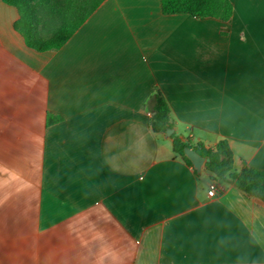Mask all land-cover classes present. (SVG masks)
I'll return each instance as SVG.
<instances>
[{
  "label": "crops",
  "instance_id": "crops-1",
  "mask_svg": "<svg viewBox=\"0 0 264 264\" xmlns=\"http://www.w3.org/2000/svg\"><path fill=\"white\" fill-rule=\"evenodd\" d=\"M231 1L222 35L160 0H104L40 51L0 0V264H264V202L152 128L159 89L184 141L264 170V0Z\"/></svg>",
  "mask_w": 264,
  "mask_h": 264
},
{
  "label": "trees",
  "instance_id": "trees-1",
  "mask_svg": "<svg viewBox=\"0 0 264 264\" xmlns=\"http://www.w3.org/2000/svg\"><path fill=\"white\" fill-rule=\"evenodd\" d=\"M17 7L19 18L15 28L24 36L28 46L40 51L60 49L86 21V19L104 2V0H63L65 12L62 15L64 25L57 31L55 24L45 23L44 28L54 29L56 32L50 40H41L37 32V14L33 5L39 10L53 16L57 12V0H4ZM161 10L165 14H190L198 19H214L222 23V35L229 33L228 24L231 22L234 5L231 0H160ZM150 104L155 112L152 118V128L156 132L166 133L173 128L171 108L162 92L157 89L150 98ZM174 149L181 154L188 163L193 164L186 155V148L192 147L210 160L204 167L224 181L235 183L240 189L252 197L260 198L264 202V170L244 165L240 171L233 170L234 154L227 140H220L215 149H208L203 144H192L190 139L184 141L175 132Z\"/></svg>",
  "mask_w": 264,
  "mask_h": 264
},
{
  "label": "rangeland",
  "instance_id": "rangeland-1",
  "mask_svg": "<svg viewBox=\"0 0 264 264\" xmlns=\"http://www.w3.org/2000/svg\"><path fill=\"white\" fill-rule=\"evenodd\" d=\"M57 3V12L50 17H48L47 13H45L44 11L39 10L38 6L33 5V7L36 9L37 19L39 20L37 21L38 26L36 34L40 37L41 40H50L56 32L54 29L44 28L43 26L45 25V23L48 25L52 24V26L55 24V26L57 27V31L61 26L64 25V18L62 16L65 12L64 2L63 0H57Z\"/></svg>",
  "mask_w": 264,
  "mask_h": 264
},
{
  "label": "water",
  "instance_id": "water-1",
  "mask_svg": "<svg viewBox=\"0 0 264 264\" xmlns=\"http://www.w3.org/2000/svg\"><path fill=\"white\" fill-rule=\"evenodd\" d=\"M173 133H174V128H168L166 131L167 136H171ZM185 152L186 155L191 159L193 165L195 166L198 172H201L205 162L210 160L209 157L203 156L192 147H187ZM257 201H259L260 203L263 202V200H261L260 198H257Z\"/></svg>",
  "mask_w": 264,
  "mask_h": 264
},
{
  "label": "built area",
  "instance_id": "built-area-1",
  "mask_svg": "<svg viewBox=\"0 0 264 264\" xmlns=\"http://www.w3.org/2000/svg\"><path fill=\"white\" fill-rule=\"evenodd\" d=\"M189 139L190 140H193V135L192 133H190L189 135ZM217 187L215 184H213L211 187H210V190H209V196L213 197V196H216L217 195Z\"/></svg>",
  "mask_w": 264,
  "mask_h": 264
}]
</instances>
